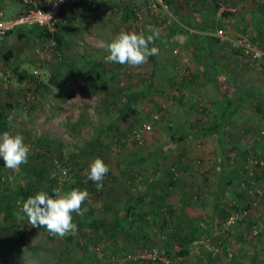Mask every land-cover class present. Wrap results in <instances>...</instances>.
<instances>
[{"label":"rangeland","instance_id":"rangeland-1","mask_svg":"<svg viewBox=\"0 0 264 264\" xmlns=\"http://www.w3.org/2000/svg\"><path fill=\"white\" fill-rule=\"evenodd\" d=\"M206 1L212 3L211 0ZM92 2L87 14L90 17L93 15L94 18L97 17L98 22L95 24L93 17L89 18L94 23H91L89 28L84 27L75 35L73 48L62 53L58 45L57 49L60 53L48 57L36 51L38 55L22 65L27 73L23 78L19 77L16 72L0 73V91L6 96V100L2 103L8 101L5 107H1L3 108L2 115L12 117V119L20 117L19 120L16 119L17 121L8 124L6 129L9 133L15 132L16 134L15 129L22 131L24 127L25 131L28 126L27 132H20L23 134L21 135L25 144L31 146L28 155L29 166L22 164L18 169H8L4 163L0 164V191L5 195L8 194L7 199H13L12 193L15 187L20 185L21 192L14 196V199L20 200L16 202L18 211H22L23 202L37 192L45 191L52 195L50 181L46 174L55 175L51 177L53 190L59 171L53 162L55 158L60 160L67 158L68 164L73 165L80 155L89 157V150L92 146L94 148L97 146L98 157L103 161L108 160L116 165L125 164L131 171L133 169L130 165L139 162L143 165L149 159L165 163L171 177L177 176L181 166L176 163L171 153L167 159V156L163 154L169 153L173 148L188 147L187 139L175 140V142L167 137L169 130L179 128L176 120L177 113L179 114L181 110L184 116L185 112V117L181 119L183 123L178 121L181 123V129L190 126L192 130L195 125H203L207 121V110L209 111L211 107L207 104L217 100L216 93L212 92L209 96L211 98L208 101L205 100L207 104L204 103L202 97L197 95L195 98L192 97L193 101L190 99L191 101L188 100L187 103L182 102L184 99L181 98L179 82H185L190 76L188 53L181 46L184 40L182 35H174L164 42L157 40L156 45L161 43V47L159 54L154 56V62L150 57L145 64L140 66L121 65L107 61L108 52L102 45L111 42L120 32L144 33L145 36L152 34L150 29H155L159 35L165 32L167 25L171 23L175 15L168 5L163 6L165 4L163 0H93ZM129 5L134 11L131 9L124 16V7L127 9ZM257 6L264 11V0H218L216 14L229 10L236 12L241 21H249V9ZM210 7H212L211 4ZM137 9L142 15L141 19L135 15ZM239 19L233 20L232 27L225 29L223 33L216 32V37L223 35L236 37L242 33L240 31L242 26L238 24ZM248 35H251V31ZM223 39L226 40L224 37ZM44 45L45 42L36 47L41 49ZM70 53L73 55L65 56ZM215 54L223 55L218 51ZM233 55H236L237 63L233 62V59L231 60L233 63L227 60L228 68L237 67L239 64L243 66L251 64L239 53L233 52ZM13 59L15 63L21 62V59L15 57ZM34 69L37 72H34ZM160 83L167 84L168 88L161 87L164 84ZM237 88L242 90L241 85ZM129 91L138 93L132 102L135 110L123 118L121 117L123 106L118 97L119 94ZM154 114H158V117L153 118ZM145 121L151 122L150 129L142 132L141 140L135 139L131 133L141 127ZM194 138L198 139V137ZM43 139H47L51 144L53 140L50 150L45 149L42 144ZM194 145L201 148L199 141ZM242 147L243 154L248 151L253 152L250 147ZM162 148L166 151L162 152ZM133 154L136 156L131 159ZM237 156L235 153L229 154L233 160ZM202 157L199 156L200 160L196 157L195 160L203 164ZM172 168L175 172H172ZM147 172L145 170L144 174ZM191 172L188 171V173ZM35 174L38 179L35 178ZM198 174L203 173L198 172ZM134 177L136 180L133 183L141 186L142 173L137 171ZM200 177L202 178V175ZM69 179L70 177L65 179L61 185V191ZM34 185H39L36 191H33ZM237 188L234 187L233 191L228 194L229 200L226 205L228 208L225 209L228 211V217L226 215V219L224 218L220 223V227L224 229L220 233L222 239L228 240L231 231L235 233V237L236 235L240 237L233 243L230 241L222 245L215 242L214 244L218 247L211 245L208 248H202L197 245L191 249L189 244H185L178 251V248L173 247L172 244V237L174 238L175 234L173 229L171 230V223H166L162 227L158 225L161 219H157L156 223L154 218L147 216L142 222L145 223L150 237L144 240L141 236L142 241L135 248H122L118 254L111 248L106 246L102 248L101 244L89 240L88 235L81 234L77 240L79 249L85 255L87 252L86 262L95 264H264V193L260 195L255 193L257 199L249 205H243V202L233 207L230 201L234 199ZM253 192H255L254 188L248 190L251 196ZM229 214L233 215L232 221L229 220ZM41 229L47 238L55 236L50 234L46 228ZM154 231H157L158 235L164 232L163 237H157ZM187 235L189 234L180 236L186 238ZM148 247L161 251L165 260L149 258L134 260L132 258V255L138 253L140 249ZM180 255L184 256L181 260ZM214 255H216L215 258Z\"/></svg>","mask_w":264,"mask_h":264},{"label":"crops","instance_id":"crops-1","mask_svg":"<svg viewBox=\"0 0 264 264\" xmlns=\"http://www.w3.org/2000/svg\"><path fill=\"white\" fill-rule=\"evenodd\" d=\"M37 1L46 5L51 0ZM92 1H79L69 4L63 9L57 24L60 40L59 49L62 53L73 48L76 40L75 35L81 29L86 26L89 28L91 23H94L89 18L93 17L92 19L97 24L98 18H94V15L90 17L87 14L88 9H90L89 5L92 6ZM19 9V0H0V19L15 15ZM125 10L124 7L123 11ZM248 13L250 20L240 21L239 26H242L240 31L248 34L251 31V39L257 45L264 47V11L260 9V6H257L249 9ZM44 42L46 43V38L43 30L38 26H18L7 34L1 35L0 73L15 72V67L18 70H24L23 63L38 55L36 54V46L39 47ZM214 48V54L217 51L219 54H223L222 56L215 55L222 63L223 71L229 79L227 83H229L231 94L244 97V102L231 117L225 144L221 146L216 137L208 133L178 138L177 141L187 139L188 147L173 148L169 153H163L165 157L167 156L166 159L171 153L176 163L181 166L179 167L181 170L173 178L165 163L154 160L148 159L145 163L143 162V165L140 164L142 162L133 163L130 165L132 171L127 169L125 164L116 165L108 160L104 161L109 167V172L102 182L103 187L99 190L96 182L88 178L90 163L99 155L97 146L95 148L92 146L89 150V157L80 155L73 162L74 176H71L67 184L62 187L64 192L74 188L86 189L89 192V198L81 206L83 215L73 213V222L77 224V231L63 238L58 236L47 238V235L43 234L42 226H31L26 214L16 210V202L20 200L14 199V196L16 192L20 191V185L15 187L12 193L13 199H7L6 195L8 196V194L5 195L0 191V264H95L86 262L87 252L85 255L79 249L77 240L81 234L88 235L89 240L101 244L102 248L106 246L118 253L122 248L137 247V244L142 241L141 236L144 240L148 238L147 227L142 222L143 218L147 216L154 218L156 223L157 219H161L158 225L162 227L166 223H171V230L173 229L175 234V237H172V244L173 247L178 248V251L185 244H189L190 249L197 247V245L208 248L211 245L212 247L217 245L214 244L215 242L225 245L226 242L232 241L233 243L240 238L237 235L235 237V233L231 229L229 239H222L220 233H222L223 227H220V223L228 213L225 210L228 208L226 206L227 200H229L228 194L233 191L234 187L238 188L235 190L234 199L230 201L232 202L230 205L233 207L243 202V205H249L250 202L252 203L253 200L257 199L255 195H259L256 191L253 192L252 196L248 193L251 188L255 190V184L259 182V178L258 174L254 178L248 175L241 148H243L242 146L250 147L256 155L264 158V104L257 110L254 95L252 92L246 91V89L250 91L264 90V62L251 63L249 66L239 64L237 67L228 68L227 60L230 63L232 59L236 63L238 60L236 55H233V52L235 54L237 52L230 46V41L218 37L217 42L214 43ZM7 49L11 51V55L9 59H4L2 53ZM72 55L70 53L65 56ZM14 57L21 59V62L19 64L13 62ZM187 58L190 76L187 77L188 79L184 77L187 79L185 82H179L181 98L185 100L182 102L190 99L193 101L197 95L202 97L206 103L205 100L208 101L211 98L209 96L214 92L217 100L209 104L206 103L208 107L209 105L212 107L220 98L218 85L209 79L206 71L201 69L195 59L189 54ZM239 85H241L242 90L237 88ZM165 86L168 88L167 84L161 85L163 88ZM5 100V94L0 91V101ZM211 101L214 100L211 99ZM211 114L208 112L207 121L204 124L209 122ZM184 117L185 112L183 116L179 110L176 117L179 128L169 130L167 133L170 141H173L170 138L171 133L188 134L194 130L193 128L191 130L190 126L181 129L180 124L183 123L181 119ZM16 119L19 120L20 117H16ZM16 119L0 117V133L7 131L8 124L17 121ZM27 129L28 126L25 131ZM15 131H17L16 134L25 132L24 127L22 131L20 129H15ZM10 134L15 135V132ZM194 137H198V139ZM197 141H199L201 148L194 145ZM42 144L45 149L49 146L46 140H43ZM52 145L53 143L50 144V148ZM165 151L166 149L162 148V152ZM231 153L238 155L235 160L229 157ZM135 156L136 154H133L131 159H134ZM199 156H203L201 160H203L204 165L195 160L196 157L199 159ZM29 162L30 159L25 166H29ZM145 170L148 171L146 174H144ZM137 171L143 175L141 186L133 183L136 180L134 175ZM188 171L192 172L188 173ZM263 171L264 168L257 169V172ZM198 172L203 174H198ZM81 174L82 178L80 179ZM46 175L50 181L51 193L53 174ZM198 175H202V178ZM35 178L38 179L37 174H35ZM39 185H34L33 191H36ZM250 186L251 188H249ZM156 232L153 233L156 234ZM236 232L239 233V231ZM163 234L164 232H161V234L156 235L161 238ZM181 234L189 235L183 238L180 236ZM89 247L91 248V244ZM215 256L213 257L215 258ZM182 257L184 256H179L180 260Z\"/></svg>","mask_w":264,"mask_h":264},{"label":"trees","instance_id":"trees-1","mask_svg":"<svg viewBox=\"0 0 264 264\" xmlns=\"http://www.w3.org/2000/svg\"><path fill=\"white\" fill-rule=\"evenodd\" d=\"M211 1L212 3L206 0H163V2L172 9L175 16L171 23L167 25L165 32L162 35H158L155 40V45H149V47L156 46L160 48L161 43L156 45L157 40L164 42L177 34L184 36V40L181 44L182 48L195 59L201 69L206 71L209 79L215 82L220 90V98L217 103L211 107V111L210 108L209 111L207 110V112L212 113L211 119L207 124L195 125V127H193L194 130L190 131L188 134L182 132L179 134L171 133L170 138L175 141L178 140V138H186L187 136L198 133H208L213 134L222 146L227 139V130L231 122V117L244 102V97L231 94L229 83H227L229 79H227V75L223 71L222 63L214 54V43L218 40L215 34L219 29L225 30L230 28L232 21L238 20L239 18L236 12L233 13L229 10H224L221 11V14H216L218 0ZM204 3H207V5L204 6ZM210 4L212 7H210ZM131 9L133 8L130 5L127 6V9L124 11V16H126ZM260 9L262 8L260 7ZM230 13H232L231 16ZM240 21L241 19H239L238 24ZM43 33L46 41H48L51 33L46 30H43ZM53 38L56 40L57 45H59L58 28L53 32ZM10 52L9 49L4 50L2 57L4 59H9L11 55ZM150 58L151 61L154 62V56ZM14 71L22 78L27 75L25 70H18L16 67ZM31 75H33V73H31ZM246 91L252 92L256 101L257 110H259L261 105L264 104V90L250 91L246 89ZM137 95L138 93L134 91L119 94L118 100L123 106L121 117L126 118L129 114L134 112L135 109L132 107V102ZM6 104H8V101L4 104L0 101V117H4L2 115L3 108L1 107H5ZM43 140H46L47 144H49L47 149L50 150V141L47 139ZM2 163L4 162L2 158H0V164ZM73 167L74 166L71 165L69 177L74 176ZM25 173H27V170H25ZM52 176L55 177V175ZM79 177L81 179L82 174ZM20 192L21 191L16 192L15 196Z\"/></svg>","mask_w":264,"mask_h":264},{"label":"clouds","instance_id":"clouds-1","mask_svg":"<svg viewBox=\"0 0 264 264\" xmlns=\"http://www.w3.org/2000/svg\"><path fill=\"white\" fill-rule=\"evenodd\" d=\"M62 3L63 0H56ZM48 19L50 20V14ZM152 34L122 31L111 42L102 47L108 52L107 61L121 65L140 66L145 64L149 57L159 54L155 40L159 33L150 29ZM30 145L25 144L21 134H10L8 131L0 133V158L8 169H18L28 162ZM88 178L96 182L97 189L103 187V180L109 172L105 162L97 157L90 163ZM52 194L40 191L29 196L22 204V211L33 227H43L60 238L77 231V224L73 222V213L83 215L82 204L89 198V192L84 189H71L64 192L59 188L53 189Z\"/></svg>","mask_w":264,"mask_h":264},{"label":"built area","instance_id":"built-area-1","mask_svg":"<svg viewBox=\"0 0 264 264\" xmlns=\"http://www.w3.org/2000/svg\"><path fill=\"white\" fill-rule=\"evenodd\" d=\"M20 9L19 11L8 18L0 19V36L5 35L8 32L14 30L18 26H38L43 30L49 31L51 36L49 37L47 43L43 48H37V52L44 54L47 57L54 54L60 53L57 49L58 45L56 40L53 38V32L57 28V24L61 18L63 9L69 5L79 1L86 0H63L62 3H57L56 0H51L48 4L42 5L37 0H19ZM167 7V4L163 5ZM50 14V20L48 15ZM135 15L137 18L141 19L142 15L139 9L135 10ZM170 21V20H169ZM167 21V22H169ZM164 23L165 25L167 24ZM224 30L219 29L217 32L223 33ZM230 41V46L241 56H243L249 63H261L264 62V47L257 45L247 33H240L236 37H228L227 35L221 36ZM57 45V46H56ZM37 72L36 69L33 70ZM158 114H154L153 118H157ZM151 122H143L142 126L138 129H135L131 135L135 139H142V132L150 129ZM56 167L59 169L57 174V180L54 184V188H59L61 190V185L66 178L69 177V172L71 170V165L68 164L67 158L53 160ZM244 163L246 166V171L251 178H254L258 174L259 182L255 184L256 193H264V171L257 172V169L264 168V158L259 157L255 153L248 151L244 154ZM175 172L174 168H172ZM53 195V194H52ZM229 220H233V215L229 216ZM132 258L145 259L149 258L152 260L163 259L165 257L162 255V252L154 247H148L140 249L138 253L133 254Z\"/></svg>","mask_w":264,"mask_h":264}]
</instances>
